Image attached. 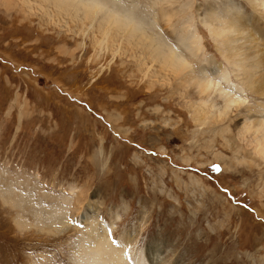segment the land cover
<instances>
[{
    "label": "rangeland",
    "instance_id": "374dc122",
    "mask_svg": "<svg viewBox=\"0 0 264 264\" xmlns=\"http://www.w3.org/2000/svg\"><path fill=\"white\" fill-rule=\"evenodd\" d=\"M88 1L0 0V264H77L97 232L124 264H264V0ZM153 38L242 105L201 109Z\"/></svg>",
    "mask_w": 264,
    "mask_h": 264
},
{
    "label": "bare ground",
    "instance_id": "6f19581e",
    "mask_svg": "<svg viewBox=\"0 0 264 264\" xmlns=\"http://www.w3.org/2000/svg\"><path fill=\"white\" fill-rule=\"evenodd\" d=\"M87 1L86 0H54V5L57 6V7H59V8H61L63 11H66V10L69 11L70 9H72V10H74L75 13H77L79 11V9L78 10L75 9V7L77 8V6H81V7H84L85 9H89V10H91L94 7V5L90 4L91 2H94V1H91V2H89V1L87 2ZM100 3H102V2H100ZM228 10L229 9H227L226 11H228ZM89 13H91V12H89ZM126 16H128V15H126ZM119 17L116 16L115 19H118L119 20ZM123 21L122 20L119 21L118 28L121 27V28L124 29V27H125L126 24ZM125 21H127V18H126ZM127 22L128 23H132L133 21L129 20ZM114 23H115V21H114ZM238 23H240V22H239L238 16H236L235 19L230 20L228 22V24L225 25L224 29H222V32L224 31V33H225V30H226V31H228V33L226 32L227 34H231V31L233 32L232 34H235L234 33V30L237 27H239L240 25H242V24L237 25ZM132 24H134V26H135L134 27L135 34H139V36H141V38H142V35L144 34L143 33V30H142V26L139 25V24H135L134 22ZM129 26H127V27H129ZM116 27H117V25H116ZM241 28H242V26L239 27V29H241ZM125 29H126V27H125ZM132 29H133V27H132ZM220 29L221 28H216L217 33H218V30H220ZM241 30L239 32H242ZM125 32H126V30H125ZM225 36H226L227 39L224 40V44L223 45L228 50L233 49V46L234 45L233 46L231 45L232 44V41L229 39L231 36L229 37V35L227 36L226 34H225ZM234 43H235V41H234ZM148 46H151V47H149L150 50H151L150 57L153 60L157 61L165 69L172 70L176 74L175 75L176 77L182 78V80L183 81H186V83L189 82V83H191L193 85L195 84V87L198 90L199 96L200 95H205L204 96V98H205L206 96H209L210 89H211V91L213 90L215 92H216V90H218L219 91V95H220V97L222 98V101H223V110L222 111H225V113H226V110L227 109H230V107L232 105H235V103L237 101H238V103H237L236 106H238L241 103H243L241 99L233 97L228 91H226L225 89L220 88L219 87V84L217 85V83H216L217 86L215 84H213L211 78L210 79H207V77H204L203 74H198V75L196 74L197 76L196 75H193V71L190 70L191 69L190 68V64L187 65L185 63L184 58H182L178 53H176V51H174L173 49H171L168 45L164 44V42L162 40H158V38H156V39L153 38L152 41H151V44L148 45ZM238 46H236V48ZM253 52H254V50H253ZM253 52H252L253 55H250L252 57H254V53ZM246 54H247V52H246ZM250 56H248V57H250ZM181 66H182V68H181ZM199 76L202 77V78H199ZM223 78H224V76H223ZM225 79H224V81H225ZM207 100H209V99L208 98L203 99V97H202V100L199 102L202 105L201 109L206 108L205 110H208ZM210 108H213V105H210ZM235 108H237V107H235ZM218 112H219V110H218ZM221 114H222V112H221ZM221 114H219V115H221ZM258 122H259V124L261 126V130H260L261 133H264V123H262L260 121H258ZM261 138L262 139L264 138V135L263 134H262ZM17 207H19V205ZM42 216H43V214H42ZM51 217H52V215H48L47 216V218L50 220L48 222L50 226H52V223L54 222L51 219ZM83 219H87L86 218V215L83 216ZM41 224H42V221H41ZM97 233L94 236L95 239H93V237L91 236V238H92L93 241H92V245L90 244V247L83 246L82 243H85V242H82V243L79 242L78 243L79 245L81 243V245L78 248H76L77 249L76 251H74V253H75L74 256H75V259H76L77 264H80V263H83V264H114V261H117L118 264H124L123 263V256H125V254H126L125 253V250L123 248H119V247L118 248L117 247H110V245L107 243L108 242L107 240H105V241L104 240L99 241V236L100 235H99V233L98 234ZM89 238H90V236H89ZM102 238H104V237H102ZM83 253L87 257V259H89L91 262H82L80 260L79 261L77 260V257L80 256V255H82ZM117 258H118V260H117ZM153 261H157V257H153ZM132 264H148V263L145 262L142 258H140L138 260V262L137 261H133Z\"/></svg>",
    "mask_w": 264,
    "mask_h": 264
}]
</instances>
